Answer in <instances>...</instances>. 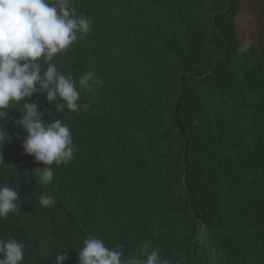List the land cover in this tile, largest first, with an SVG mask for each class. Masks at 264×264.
I'll return each mask as SVG.
<instances>
[{
    "label": "trees",
    "instance_id": "16d2710c",
    "mask_svg": "<svg viewBox=\"0 0 264 264\" xmlns=\"http://www.w3.org/2000/svg\"><path fill=\"white\" fill-rule=\"evenodd\" d=\"M150 1L71 0L77 13L89 18L91 30L52 62L77 80L86 71L96 74L102 83L92 91L103 115L67 109L61 114L45 94L30 98L44 110L45 121L50 111L73 136L74 158L53 165V182L46 186L32 173L42 163L23 151L25 133L14 123L20 109L10 110L6 123L0 121L11 136L0 147L5 161L0 185L15 188L22 203L0 219V237L21 242L36 231L53 263L59 251H67L63 264H78L77 250L91 237L109 248L122 246L125 257L140 256L147 243L172 264H209L213 258H223L221 264L264 263V187L244 171L247 150L264 138V46L241 49L235 26L242 11L239 0H207L206 29L198 30L175 8L170 20L175 35L161 41L160 52L152 50L149 39L137 40L138 46L122 53L124 64L118 68L115 43L137 29L129 21L118 32L110 17L116 10L127 16L133 3ZM101 11L109 17L94 21ZM158 34L149 36L157 39ZM13 107L22 109V104ZM119 120L142 135L141 156L128 148ZM201 178L210 184L200 189L204 196L228 195L224 232L215 219L203 227L194 195ZM41 193L51 195L54 206L42 207ZM184 211L192 219L188 233L175 220Z\"/></svg>",
    "mask_w": 264,
    "mask_h": 264
},
{
    "label": "clouds",
    "instance_id": "9594fccd",
    "mask_svg": "<svg viewBox=\"0 0 264 264\" xmlns=\"http://www.w3.org/2000/svg\"><path fill=\"white\" fill-rule=\"evenodd\" d=\"M91 30V21L77 13L71 0H0V121L5 123L10 110L19 108L21 115L14 120L25 133L21 143L25 154L34 157L43 167L32 173L42 185L53 182V165L59 167L74 158L73 136L61 118L45 121L44 110L36 101L29 102L36 93L45 94L57 113L65 109L79 113L87 111L88 103H81V90L91 92L102 82L92 71L74 79L64 74L52 61ZM13 107V105H21ZM0 125V147L11 141V136ZM5 163L0 155V166ZM39 204L54 206L51 195L41 193ZM20 195L10 185H0V219L21 208ZM122 246L109 248L101 238H86L78 251V264H172L162 259L159 248L144 243L140 256H124ZM24 243L13 237H0V264H23ZM67 251H59L54 264H63Z\"/></svg>",
    "mask_w": 264,
    "mask_h": 264
},
{
    "label": "rangeland",
    "instance_id": "374dc122",
    "mask_svg": "<svg viewBox=\"0 0 264 264\" xmlns=\"http://www.w3.org/2000/svg\"><path fill=\"white\" fill-rule=\"evenodd\" d=\"M262 1L264 5V0ZM239 4L242 11L236 17L235 26L240 38L241 49L247 50L252 45L263 47L264 6L261 5L262 7L259 8L252 17H248L249 9L252 8L254 4L257 5L258 2H254V0H239ZM130 8V12L128 10L127 16L120 10H116L113 16L110 17L115 20L118 32L124 31L130 24L135 25L137 29L127 31L126 36L122 39H118L115 43V49L112 51V54L114 60L117 62L115 66L118 68H121L124 64L121 58L122 53L127 49L138 46L136 43L137 40L143 39V41H147V39H149L152 44V50L160 52L161 41L171 39L175 35V31L170 28V20L174 17L173 12H175V8H180L198 30L206 29L210 4L207 0H203L202 2H198V0H152L150 2L133 3ZM103 15L108 16L101 11V14L98 13L96 15L97 18L94 21L99 19L104 20L105 18ZM150 32L159 33L157 39L156 37L152 39L149 36ZM217 98L219 97H216V99ZM81 100L90 105L89 109L86 111L89 116L99 117L103 115L102 104L94 91L88 92L83 90ZM221 102L222 98H219L218 103ZM163 108L164 104H162L159 109L163 110ZM183 119V121H187L186 116ZM124 121L125 120H119L121 128L126 131L125 142L132 152L141 156L145 149L144 139L130 122ZM199 130H201L200 127H198V129L196 128L195 132L199 134ZM163 144L167 147L172 144V141ZM191 145L194 149L199 147V142L193 134L191 137ZM247 155L250 161L244 170L245 173H247L250 179L257 183L259 187H264V138L258 145L249 147ZM200 180V186L196 188L194 195L196 207L200 211L203 227L207 229L210 222L215 219L220 224L222 232H224L226 230V208L229 203L228 195L226 198L220 197L217 200L212 199V196L209 195L204 196L203 191L200 189H209L210 184L206 178H201ZM175 220L178 221L181 230L187 233L190 231L192 219L187 212L184 211L177 215ZM37 234L36 231H31L25 237V240L21 241L25 245L23 264H54L49 255V248L41 242ZM4 238L7 239L6 237ZM222 259L213 258L214 262H209V264H221ZM258 264L264 263L259 262Z\"/></svg>",
    "mask_w": 264,
    "mask_h": 264
},
{
    "label": "crops",
    "instance_id": "0c3cea01",
    "mask_svg": "<svg viewBox=\"0 0 264 264\" xmlns=\"http://www.w3.org/2000/svg\"><path fill=\"white\" fill-rule=\"evenodd\" d=\"M257 2H258V4L257 5H255L254 4V6L252 7V8H250L249 9V15H248V17H252L253 16V14L256 12V11H258L259 10V8H261L262 6H264L263 5V1L262 0H256ZM255 0H254V2H256ZM250 2H252V1H250ZM262 5V6H261ZM264 9V8H263Z\"/></svg>",
    "mask_w": 264,
    "mask_h": 264
}]
</instances>
